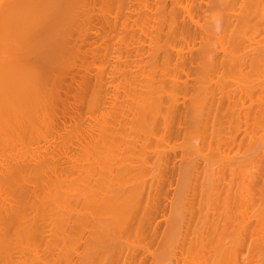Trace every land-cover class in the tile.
Here are the masks:
<instances>
[{
  "label": "bare ground",
  "instance_id": "1",
  "mask_svg": "<svg viewBox=\"0 0 264 264\" xmlns=\"http://www.w3.org/2000/svg\"><path fill=\"white\" fill-rule=\"evenodd\" d=\"M115 1L116 0H2L1 2L0 0V146H1L0 148V264H37V262L39 261H40V264H47V261L45 263H42L43 261H41L40 258L38 257L37 249L41 248V245L44 251L41 252L40 251L41 249H40L39 254L43 253L44 256L46 255L45 256L46 258H50V256L53 255L51 253L52 249L54 250V248L56 249L60 246V248L58 249L59 253L57 255V258L55 259L54 263L52 262L53 264H75L74 258L70 259V257L72 258L73 253L75 254L74 256H76L77 258L76 264H108L107 262H109V264H115V262H112V261L116 257L115 256L116 254H114L112 258L111 255L113 254L112 253L107 254L109 253L108 250L109 249L112 250L113 253L115 252V250H117L116 251L117 254L118 253L120 254V252L123 251V248H121V246L122 247L124 246L120 244L121 243L120 233L125 234L126 230L128 232V228H130V226L134 228L135 225L133 223L134 222L136 223L137 218L139 219V212L141 210L140 208L141 206H143V205L140 206V203L142 200H144V197H145V196L144 197L142 196L143 197L142 198L141 195L143 194L142 192L145 193V191L144 189H142L143 191L139 190L142 188V186H140L139 189L136 188L138 185L137 183H139L140 181L137 176H134V175L132 176V173L140 170L138 169L139 167L136 168L135 166V164L137 165L138 162H141V164L138 163V165H142L141 167L143 168L145 166V169H146L147 166H149V163L150 162L152 163V160H150L151 157L148 156V153L146 155V150L149 147L148 145L145 146L146 150L144 151H142L143 149L140 148L141 151H138L139 153L138 155L137 153H134L135 151L134 149H132V146H131L132 143L133 145L135 142L137 144V141H136L137 137H135L134 134L135 132L138 131L137 128H139L140 126H141L140 128L143 127L147 129L143 125H146L148 127V132L151 134L154 130H156V124H158L159 126H163V128L161 129L163 139L165 138L168 139V137H170L173 134L172 132L174 131H171V134L169 132L170 130H172L171 129L172 122L174 123L176 122L175 115H176L177 110H176V106L173 105V103L176 100L174 96L175 95L174 92L179 87L176 84L178 80H173L171 78L172 82H170L171 80L169 79L170 81L168 80V82H170L169 84L170 87L172 86L171 87L172 94L170 93V96L165 95L166 93L167 95H169V91H170L169 90L170 88L168 89V91L166 89L168 85V82L166 81L168 78L164 82V79L162 78H165V77L161 78L160 77L161 75L159 76L163 80L164 84L162 83V80L159 77H158L159 80L155 79L156 78L155 68H157L156 66L154 67V65H157L155 64V62H153L154 64H151L152 63L151 61H150L151 63H147L150 66L148 67L149 71L146 70L147 68L144 65V68H143L144 70L141 71L142 73L139 72L141 70L140 69L141 67L139 66V62L141 59H138L139 62L136 61V59L135 60L133 59L136 57H140L138 55H140L139 53H141L142 50L140 51L138 49H140L141 46H139L140 48L137 47V50H136V46L132 44L131 42L129 43L127 39V35L130 32V28H133L132 26L133 25L135 26L136 22H138L136 20H139L138 18L133 21L134 15L138 16L139 9H142V10L144 9V11L149 12L150 15L148 16L147 14L146 15L147 19L145 18L143 22L139 21L140 23H138L137 27H139V29L146 28L145 30L142 29L143 31L142 30L140 31L141 33L143 32L142 34L144 35L147 34L146 35L147 37L146 36L145 37L148 38L149 42L151 43V46L148 45L149 49L151 47V48H154L153 49L154 51H156L155 50L156 48L153 46H155L156 44H159V42H161L162 39L159 37L160 41H158V43L154 42L155 41L154 39L156 38L152 36L153 35L152 30L153 29L155 30V27H156L155 25H160L161 23H163V21L165 23L166 19L164 15L162 16V14L160 13L162 12L164 8L162 9L160 7L162 9L161 11L156 9L160 15L158 16L157 15L158 12H154L156 14V16H154L155 14L153 15V12H152L154 6L153 7L150 6V3H148L149 0L148 1L140 0L141 3H139L138 0H121V1L119 0V2L121 3L120 4L121 7L124 6L122 5V2L125 3V6H124L125 8L123 7L121 8L122 10H121L120 15H122L125 18L124 13L122 14V12L126 11L127 12L126 15L128 14L126 17L128 19H124L121 16L123 19L122 20L118 14H114L112 12L114 11V7H116L114 6L116 4ZM257 1L259 2V0ZM162 2L160 3L162 4ZM170 2L172 1L170 0ZM163 3L165 5V1ZM237 4H238V0H237ZM259 4L260 5L258 7L262 8L263 5H261L260 2ZM177 6L178 5H176V7ZM255 6L257 7V5ZM112 7H113V10H112ZM190 7L189 6L182 7L183 9H181L183 11V14L187 15L189 24L186 22L187 20L186 21L182 20L183 19L182 17H181L182 18L181 20L183 21L182 24L178 23L174 16H172V19H173L172 22L169 21L171 18L167 20L168 24L170 23L172 24L174 22L173 25H175L176 23L179 25L180 27L179 32L181 33H179L178 30L177 32L179 33L180 36H182L183 41L185 39L184 37L187 38V36H190V31H188L189 30L188 27L190 26V23L194 21L195 15H193L194 11L192 10L194 9V6L193 8L192 6ZM156 8L158 7L156 6ZM234 8L235 7H233L232 9ZM258 9H257V13H258ZM263 9L264 7L259 13L261 14L259 18H260V22L262 23H260L261 26L259 25L258 27H262V26L264 27V10ZM166 10H168V8ZM254 10L255 9L253 5V9L249 12L254 13L252 12ZM118 12L120 13V11ZM171 12L175 13L173 11ZM174 15L176 16V14ZM255 15H258V14L255 13ZM154 17H156V19H154ZM160 17H164L160 19L162 20L161 22H159ZM232 17L230 16L229 17L230 19L228 17L225 19L226 20L225 22H227L229 26L233 23L231 21ZM252 19L254 20L255 18H252ZM130 20L132 22H130ZM247 20H250V23L252 24L251 19H245V18L244 20L241 19L242 21L241 23L245 24ZM129 23H133V24L131 25ZM164 25H167V24H164ZM193 25L197 27V25L195 24ZM255 25L253 26L254 29L255 27H257ZM82 27L84 29L83 32H82ZM127 27H130V28H127ZM160 27H163V26L161 25ZM169 27L168 29L171 28ZM148 28H149V31H148ZM224 28H227V27H224ZM86 29L88 31L87 32L88 35L85 33L86 38L85 37L81 38L82 35L84 36L83 33L86 31ZM128 29H129V32H128ZM163 29L165 28L163 27ZM163 29H160V30H163ZM209 29L210 28H208V30ZM125 30L127 31V33H125ZM131 30H132L131 34H133V32L136 33V31H133V29ZM258 30H260V28ZM146 31L148 33H146ZM197 32L193 34L191 40L194 41L196 39V36L199 35V34L196 35ZM263 32L261 31L259 35L262 34ZM42 33L48 35L47 36L48 40L46 38V41H45L44 40L45 37H44L43 39V41H45L44 43H40V41L37 42L39 40L37 38H40V40H42L41 39L42 36H40L42 35ZM168 33H169V30H168ZM173 33H174V38H175V35L177 34L176 32H173ZM245 34L247 33L245 32ZM213 35H215V33ZM218 35L216 36L218 37ZM123 36L124 37L126 36L125 37L126 39ZM145 37L143 36V38ZM174 38H172V40ZM188 38L187 40L189 41ZM234 39L236 40L237 38H234ZM234 39H230V41ZM249 39H250V36H249ZM237 41L238 40H236V42ZM100 42H101V45H99ZM241 42L239 44H241ZM14 43L18 46V47L16 46L17 48L15 46H12ZM17 43H20V45H18ZM182 43L180 42L181 45H183ZM191 43L193 44L192 41ZM261 43H260V46L263 47L264 42L262 43V45ZM95 44L96 46H94ZM238 46H239L238 43L235 44V48L236 47L238 48ZM241 46L239 47V49H241ZM163 47H166V46L164 45ZM189 47H191V44ZM213 47H216V46H213ZM231 47H233L232 44H231ZM242 47L244 49V46ZM158 48L160 49V46ZM212 49L214 52L215 51L214 48ZM239 49H236V50H239ZM164 50L166 49L164 48ZM222 50L226 51L223 48ZM263 50H264V47H263ZM136 51L138 55L135 53L136 57L134 56L133 58L130 53H134ZM233 51L235 52V49H233ZM259 52L260 53L257 52L259 54L258 57L254 56L255 59L252 58V60L250 61H249V57L246 58V55H242L240 53L239 54L242 55L241 59L238 58L239 55L234 57L233 55L235 53L232 55L231 53L228 54L230 56L226 58V56L228 55L223 52L224 56L226 54L225 58L224 56H222L221 58L222 59L221 61L223 62L219 61V63L217 64L216 62L215 63L212 62L213 58L211 60V62L215 65V66L213 65L215 67V70H213V68H211L210 70V66L212 65L208 60L210 64H209V69H207L209 72V75H208V72H206L208 76V78L206 77L207 85L212 84L211 83L212 79H215L214 77L210 79L209 76L211 77V76L216 75V80L217 78L219 79L217 80L219 83L216 82V84L217 83L220 84V86H217V87L220 88V89L218 88L219 95H221L222 97L221 98L219 97L217 99L214 98V97H217L216 88H215V93L213 95L214 97L211 96L212 95L211 91L214 92V89L213 88L211 89V86L207 88V91L205 89L204 93L211 94L210 95L211 99L209 98L208 95L206 96L203 93L204 97L202 98L200 102L197 100H194L193 104L190 105V108L188 106L186 107L189 109H186L184 107L183 110L185 109L187 110V111L186 110L184 111L185 114L183 113V110L181 111V113L184 114V116L186 114H187V117L189 115L190 117L194 115L192 117L194 120L190 118L188 119L189 121L188 120L187 121L190 122V120H192L191 122L193 124L194 123L197 124L198 122L200 123L202 120L201 123L203 124L202 126L204 129V133L208 134V131L211 125L213 126V128H215L214 126L216 123L220 124V122L227 121L228 123L230 122L229 124L232 125L231 121L233 119H234L233 121L235 122L242 120L240 117L242 114L240 113L241 110L240 111L238 110V113L236 111V108H238L239 101L237 102V107H236L235 106L236 104H234L236 102V100H234L235 97L232 98L233 94L232 96H230L229 94L232 92L224 93V89L223 91L221 90L223 86L226 84H223L224 74L223 75H220V74H222V70L225 68L226 69V72L224 71V73H226L225 77L226 75L229 77V74L231 75L233 71L231 68L237 69L240 66L238 71L240 69L244 71L246 68H248L251 72H249V74L247 72L246 73L248 74V77H251L252 76L251 73L252 72L254 73L255 71L254 69L260 66V65L258 66V64H261V67H264V51L263 52L259 51ZM156 53L158 54L157 51ZM129 54L131 56L130 57L131 59H129V56H128ZM190 54H192V52ZM204 54H207V53L205 52ZM151 55L148 58L154 61L153 58H151ZM231 56L234 57V59L237 58L236 65L238 64L239 66H232V64L228 63V62L231 63L234 60L232 59ZM154 57L156 58V56ZM199 58H202V57H199ZM7 59L9 60L10 65L5 63L7 62ZM26 59L30 61L28 60L26 61ZM32 59H35V63ZM25 61L26 63L33 61V64L30 63V65L27 64L28 66H24L26 64L24 63L23 65V62ZM155 61H157V58L155 59ZM166 61H170V58ZM2 62L5 65L6 64L7 65L6 66L3 65ZM181 63L179 64L182 66ZM223 63L225 64L226 67L223 66ZM162 64L165 68V66H168L170 63L169 64L167 63V65L166 64L164 65V63ZM219 66L221 67L223 66V69L220 67L222 69L221 73L217 72ZM160 67L161 66L159 65L158 68ZM178 67L180 66L178 65ZM178 67L176 68V71H175L176 74H178L177 72L181 71V70L179 71L177 70ZM207 67H208V64H207ZM227 67L229 69V72H228ZM166 68L168 69V67ZM236 69L233 71V73H236L237 71ZM161 70L162 71L158 70V72L160 71L161 74L162 72L164 74L165 71H163V68H161ZM168 70L166 71V73L167 72L169 73L170 70L169 71ZM185 70H188V69H185ZM194 70H196V68ZM243 71H240V72H243ZM144 72L147 74V77H144L145 76ZM176 74H174L175 76L170 74V76H174L175 78ZM240 74L242 76V73ZM139 75H140V79H142L141 77H143L146 80V82H144L146 85L144 83L143 84L147 88H145L143 84H142L143 86H140L144 88L143 89L144 92L146 89V92L140 94L141 92L139 91L137 101H136L135 96L133 95H132L133 96L132 98L134 99H131V96H130L128 101L126 99L120 101L122 95H124L126 92L129 91V88L126 91V86H129L130 89H134V91L136 92V88L131 87L132 84L131 86L128 84L125 87H123L125 85L124 83V85L122 86L123 79H125L126 81L128 80L127 81L128 83L131 79H132L131 81H135V80L138 81L139 79L137 78H139L138 77ZM167 75L168 74H166V76ZM189 76L190 75L188 74L187 77ZM116 81L118 82L117 84H115ZM184 82H185L184 84H187L186 81ZM135 84L137 85L138 83H135ZM163 85L165 88L163 87ZM241 85L243 88V84ZM183 86L187 87L186 85H183ZM227 86H225V88ZM245 86L246 85H244V87ZM251 86H253L252 81H251ZM236 87L237 86H235V88ZM190 88L192 87L190 86ZM261 88L263 89L264 87L261 86ZM209 89H211V91H209ZM134 91H133V94L135 93ZM163 91L164 92L166 91V92L164 93ZM239 92H240V89H239ZM246 92H250V91H246ZM260 92H261V89H260ZM237 95L238 94H236V97ZM229 97L231 101L234 100L233 101L234 103L232 102L233 104L230 102V99H228ZM249 97L251 96L249 95ZM212 98L214 99L212 100ZM225 98L227 99L226 104L224 101ZM185 105L186 104H183V106ZM234 107H235V110H234ZM257 111H258L257 112L258 114L259 110ZM182 114H179L178 117L180 116L179 118H183L184 116ZM236 114H237V119L235 118ZM238 115H239V118H238ZM244 116H246L245 121H244L246 123L245 124L246 129L244 133L246 135L250 129V125L248 127V124H249L248 117L249 116L245 114ZM187 117H184L182 120L178 118L177 121L179 125H181L184 122L183 120L186 121ZM228 118L230 119V121L228 120ZM261 118L263 119V117ZM179 121L181 122V124ZM258 121L259 120H257V122ZM186 122L184 123L185 125H186ZM237 123L239 122H236V124ZM136 125H140V126H136ZM216 129H214V131L211 132L210 134L212 136L211 138L212 140L207 145L208 149L209 147L212 148L211 145H213L212 141L215 139V138L213 139V136H214V132ZM178 130L180 131V129ZM251 131L253 130L250 129V132ZM106 136L108 137L107 139H105ZM145 136H147L146 138H149L148 136L150 135L146 134ZM152 137L153 135L151 136V138ZM185 138H187L186 135H185ZM205 138L204 140L200 141L201 143L203 142L202 144L199 143V145H203L200 147L202 150L204 148V145L206 146L207 144V143L205 144V141L207 140V139L205 140ZM166 140H163V142ZM159 141H162V140L159 139ZM229 141L231 144V142L234 141V137L230 138ZM263 142H264V139H263ZM148 144L152 146L153 143L149 142ZM220 145H219L218 140H216L214 146L215 148H217V153L220 152L219 151V148H221ZM224 145L230 148V146H228L227 144H224ZM191 148L192 147H190V149ZM194 148L193 149L195 150V152H197L196 156H198V154L203 152L201 151L199 147L197 148L194 146ZM152 150L153 148H151V151ZM230 151L232 150L230 149ZM150 152H149V155H152V153ZM262 152H264V149ZM134 158H136V161H137L136 163H135ZM167 158H169L168 155L164 159H167ZM198 158H200V156ZM241 159L242 158H240V161ZM262 159H264V157ZM207 160L205 159L206 162ZM231 161H232V158H231ZM216 163L219 164L220 162L219 163L216 162ZM236 163L237 162H235V164ZM252 165H257V164L255 163ZM150 166L152 167V165ZM258 166L259 164L257 165V167ZM212 167L213 165L211 166V168ZM216 168L214 170H216ZM232 168H234V166ZM252 168L253 167H251L250 169L252 170ZM233 170L234 169H232V171ZM201 171L199 173H201ZM258 171H256V173L249 171L251 176L249 177V173H248V177H249L248 179L250 180L248 182L250 183V185L248 183V185L245 186V188L246 187H249V188H247L248 190L246 189L247 191H245L246 195H243L244 197L242 196L239 197L240 201L235 199L234 203L232 201V203L230 204L229 202L231 201L232 196L230 197L229 194L231 192L230 193L228 192V194H225L226 195L225 198L223 197L222 206L223 207L225 206V209L229 208L227 206L228 203L229 205L236 204L237 206V202H239L238 206L241 207L239 208L237 206L239 208V211L241 209L242 210L244 209L243 211H240L239 216L236 215L237 216L236 217L234 215L236 217L234 220H232L234 217L231 218L229 216V213H224L223 215H221L222 212L221 214H219V212H216V211H219L218 207H220V203H221L219 201L221 200L217 198L218 197L217 193L219 191L220 185H216L214 181H213V183L215 184L214 187H209L213 189V193L211 194L212 199L210 197L207 199L206 197V203H207L206 206L205 204H203V206L200 207L201 208V211L199 212L200 213V223H199L200 227L195 230H192V226L190 228L191 220L196 215V213L194 212V207H193L194 200L190 201L193 203H190L188 201L189 202L188 205H190L188 208H190V210L192 209L193 212L190 211V215H188L189 216L188 223H183L186 225L185 232H183V235L181 236V238L179 237L180 238V240L178 239L179 241L176 240L179 242V243L178 242L175 243V245L179 244V247L178 246L177 247L180 249V253H179L180 257L179 259L177 258L179 256L178 254L176 257L175 263L173 264H264V194H263L264 193V176H263L264 174H261V171L259 172ZM138 174L136 173V175ZM213 175H214V171H213ZM133 177L137 180V182L133 181L134 180ZM142 177L144 178V175ZM217 181L219 182V179ZM184 184L186 185V183ZM224 188L225 187L222 188L221 186V190L222 189L224 190ZM255 188H257L256 192L253 191ZM193 189L196 190L195 188ZM206 189H208V187ZM242 189L241 191H243ZM150 198L151 197L148 198V201L150 200ZM233 198H237V196L236 197L234 196ZM207 200H209V202ZM210 201L212 203L208 204L210 203ZM149 202H151V200ZM203 203H205V200L203 201ZM184 204H187V203H184ZM151 205H152V202H151ZM151 205L147 204V207L148 206L149 208L152 207V209L155 210L154 215L157 217L156 213H159V212L156 211L157 210L156 206L160 208V205L158 204L159 205L158 206L156 203H154L152 206ZM147 207H144L145 209L143 211L144 213L148 212L146 211L148 209ZM256 207L257 209L254 210ZM230 208L227 209V211L231 210L230 212H232V209L235 210L234 207H232V209ZM250 208L253 214L248 213ZM160 213L163 214L162 212ZM161 214H158V215H161ZM170 217H171V214H170ZM175 222L177 223L178 220L177 221L175 220ZM175 222H173V224ZM179 223L182 224L181 222ZM142 224H144V222ZM148 226H150V224ZM177 226L178 224L175 225V227ZM132 227L131 229H133ZM158 227H159V223H156L152 231L153 238L157 237L156 234L158 233L157 232L159 229ZM46 229L47 231H49L48 234L50 236L52 235L51 238L50 236L47 238ZM178 229H182V228H178ZM169 231L171 230L169 229ZM190 232L192 235L191 237L194 236L196 241L198 240V237H201L200 238L201 241L198 242L199 244L200 242L202 243V247L200 246L201 250L199 249H198L199 251L197 250V246L199 244L197 245L196 242H193L194 237H193V240L190 241V243H186L188 241L187 237ZM137 238H138V235H137ZM165 238L169 239L168 237H165ZM36 240L38 241V244H39V245L37 244L38 248L35 244ZM129 240L130 238H128V241ZM139 240L142 241L141 239ZM113 248L115 249L113 250ZM119 248L121 251L119 250ZM170 251L171 250H169V252ZM48 255L49 257H47ZM110 257H111L112 263L110 262V260L107 261V259H110ZM73 260H74V263H73ZM115 260L117 263H119L120 261V259L119 260L115 259ZM125 262L127 264V261Z\"/></svg>",
  "mask_w": 264,
  "mask_h": 264
},
{
  "label": "rangeland",
  "instance_id": "2",
  "mask_svg": "<svg viewBox=\"0 0 264 264\" xmlns=\"http://www.w3.org/2000/svg\"><path fill=\"white\" fill-rule=\"evenodd\" d=\"M121 1V0H120ZM139 1V3H141L140 2V0H138ZM141 1H143V0H141ZM146 1H148V0H146ZM159 1V2H158ZM165 1V5H164V3L163 2ZM173 3H175L176 5H178L177 7H176V5L175 4H173L172 2H170V0H149L148 1V3H150V6L151 7H153L154 6V8H153V10H152V12H153V15L155 14L154 12H158L156 9H158L159 11H161L163 8V10H162V12H160L161 14H162V16L164 15V17H165V19H166V21H165V23H164V21H163V23H161L160 25H155L156 27H155V30L153 29L152 30V33H153V35L152 36H154L156 39H158V40H156V39H154L155 41L154 42H156V43H158V41H160V38L163 40H161V42H159V44H154L155 46H153V47H155L156 49V51L158 52V54L156 53V51H154L153 49L154 48H151L150 47V49H149V46H151V43L149 42V40H148V38H146L147 36V34L146 33H148L147 31H146V35H144V34H142L141 33V31L140 30H145L146 28H140L139 29V27H137L138 26V23H140L139 21H142L143 22V20H145V18L147 17L146 15L148 14V16L150 15L149 14V12H146V11H144V9L142 10V9H139V15L138 16H135L134 15V19H133V21L134 20H136V19H138L139 18V20H136V21H138V22H136V24H135V26L133 25L132 27L133 28H130V27H127V28H130V32H129V29H128V35H130V36H128L127 35V39H128V41H129V43L131 42L132 44H134L135 46H136V50H137V47H139V46H141V48L140 49H138V50H142V52L141 53H139L140 55H138L137 54V51L136 52H134V53H130L131 54V56L134 58V56H135V53L138 55V56H140V57H136V58H132L133 60H135L136 59V61H138V59H141L140 60V62H139V66L141 67L140 69V71L139 72H141V71H143L144 69V65L146 66V70H148L149 68L148 67H150L147 63H151V64H154L153 62H155V64H157V65H154V67L156 66L157 68L159 67V65L161 66L160 68H155L156 69V74H155V79H157V80H159L158 79V77L160 76L161 78L162 77H165V78H162V79H164V82H165V80L167 79V81L166 82H168V80L170 79L171 80V78L173 79V80H178L177 82H176V84H177V86L179 87L174 93H175V102L173 103V105H175L176 106V110H177V112H176V122L174 123V122H172V130H170V134H171V131H174V132H172L173 134L170 136V137H168V139L167 138H165V139H163V135H162V128H163V126H159L158 124H156V130H154L151 134L148 132V127L146 126V125H143V124H141V125H143L144 127H146L147 129H145V128H140L141 126L140 125H136V126H140L139 128H137V132H135V134H134V136L135 137H137L136 138V141H137V144H136V142L134 143V145H133V143L131 144V146H132V149H134V153H137V155L139 154L138 153V151H141V149H143L142 151H144V150H146L145 149V146L146 145H148L147 147H148V149L146 150V155H147V153H148V156H150L151 158H150V160H152V163L150 162L149 163V166H147V168L145 169V166H144V168L143 167H141L142 165H138V163L139 164H141V162H138L137 163V165L135 164L137 161H136V158H137V156H136V158H134V160H135V166H136V168H138V169H140V170H138V171H135V172H133L132 173V176L134 175V176H137L138 178H139V183H137L138 185H137V189H139L140 188V186H142V188L141 189H139V190H142V189H144V191H145V193L144 192H142V191H140V192H142L143 194L141 195V197L143 196H145L144 197V200H142L141 201V203H140V206L141 205H143V206H141V210H140V212H139V219L137 218V221H136V223L134 222L133 224L135 225L134 226V228L132 227V226H130V228H128V232H127V230H126V233L124 234H122V233H120V244H122V245H124L123 247L121 246V248H123V251H121L120 250V248H119V250L121 251L120 252V254H121V256H120V254L118 253L117 254V250H115V252L113 253V251L112 250H108V252L109 253H107V254H113V255H111V257L112 256H114V254H116L115 256V258L113 259V261L112 262H115V264H123L125 261H127V264H129V262H130V264H173V263H175V260H176V257H177V255L180 253V249L178 248L179 247V244H176L175 245V243H177L179 240H180V238H181V236L183 235V232H185V227H186V225L185 224H183V223H188V219H189V216L188 215H190V211H192V209L190 210V208H188L190 205H188V203L190 202V201H193L194 200V212L196 213V215L193 217V219L191 220V225H190V228H191V226H192V230H195V229H198L199 227H200V225H199V223H200V211H201V206H203V204H205V206H206V197H207V199L210 197L211 199H212V196H211V194L213 193V189L212 188H209V187H214V185L216 184V185H220L219 186V191H220V193H219V191H218V199H220L221 201H219V202H221L220 203V207H218V209H219V211H216V212H219V214H221V212H222V214L221 215H223L224 213H229V216L231 217V218H233L232 220H234L237 216H239V213H240V211H243L242 209L239 211V208H241V207H239L238 206V204H239V202H237V206L239 207H237L236 206V204H232V205H229V203L231 204L232 203V201H233V203H234V200L236 199V200H239V197L240 196H242V197H244L243 195H246V193H245V191H247L248 189L247 188H249V187H246L245 188V186H247L248 185V181H250L248 178L251 176L250 175V173H249V171L250 172H254V173H256V171H261V174H264V159H262L264 156V152H262L263 151V146H264V144H262V143H264L263 142V139H264V113H263V111H264V98H262V97H264L263 95H264V88L262 89L261 88V86L262 87H264V83H263V81H264V67H261V64H258V66L259 67H257L256 69H254L255 71H254V73L252 74L251 73V75H249V76H251V77H248V74H249V72H251L248 68H246L244 71L243 70H239L238 71V69H239V65L237 64L236 65V63H237V58L236 59H234V57H236V56H238L239 55V59H241V56L242 55H246V58H248L249 57V61L250 60H252V58L253 59H255V57L257 56L258 57V53H260L259 51H261V52H263L264 50H263V47L262 46H260V43L263 41L264 42V32H263V30H264V27L262 28V27H258L259 25H260V23H262V22H260V15L261 14H259L260 13V11L262 10V8L264 7V0H259V2L261 3V5H263L262 6V8H260V7H258L260 4H259V2L257 1V0H242V1H240V0H238V4H237V0H171ZM245 1H246V3H245ZM254 1V2H253ZM1 2H2V0H1ZM160 2H162V4L160 3ZM181 4H180V3ZM222 2V3H221ZM229 2H231V3H229ZM237 4V6H236V4ZM256 2H257V4H256ZM263 2V3H262ZM115 5L114 6H116V7H114V11H112L114 14H118L119 16H120V18L122 19V15H120L121 14V8L123 7V8H125L124 6H125V3H123L122 2V5H124V6H120V2H119V0H116L115 1ZM157 3V4H156ZM183 3V4H182ZM220 3V4H219ZM172 4V5H171ZM193 4V5H192ZM200 4V5H199ZM254 5V11H252V12H254V13H251V12H249V11H251L252 9H253V5ZM175 5V6H174ZM185 5V6H184ZM227 5H228V7H227ZM247 5V6H246ZM248 5H249V7H248ZM255 5H257V7L255 6ZM156 6L158 7V8H156ZM164 6V7H163ZM172 6V7H171ZM187 6H192V8H193V6H194V9H192L194 12H193V15H195L194 16V21L193 22H191L190 23V26L188 27L189 28V30L188 31H190V36H187V38L189 39V41L187 40V38L186 37H184L185 39H184V41H183V38H182V36H180L179 35V33H181V32H179V25L176 23L175 25H173L174 24V22L171 24L170 22V24H168V21L167 20H169L170 18V20L169 21H173V19H172V16H174L175 18H176V21L178 22V23H180V24H182V20H184V21H186L188 24H189V21H188V17H187V15H185V14H183V11L181 10V9H183L182 7H187ZM245 6V7H244ZM251 6H252V8H251ZM113 7H112V10H113ZM138 7V6H137ZM162 9H161V8ZM174 7V8H173ZM177 9H176V8ZM233 7H235L234 9H232ZM248 7V8H247ZM168 8V10H166ZM173 8V9H172ZM191 8V7H190ZM226 8V9H225ZM240 8V9H239ZM243 8V9H242ZM260 10H259V9ZM119 9V10H118ZM246 9V10H245ZM248 9H250V10H248ZM257 9H258V13H257ZM116 10H117V12H116ZM177 10H179V11H177ZM241 10V11H240ZM264 10V9H263ZM118 11H120V13L118 12ZM171 11H173V12H175V13H172ZM182 13H181V12ZM124 13V15H125V18L124 19H128V18H126L127 17V15H126V11L125 12H122V14ZM181 13V14H180ZM241 13V14H240ZM246 13V14H245ZM255 13L256 14H258V15H255ZM168 14H169V16H168ZM174 14H176V16L174 15ZM248 14V15H247ZM254 14V15H253ZM152 15V14H151ZM152 15V16H153ZM157 15L159 16L160 14H159V12L157 13ZM238 15V16H237ZM247 16V18H246V16ZM122 16V17H121ZM154 16H156V14L154 15ZM232 17V19H231V21L233 22L230 26L228 25V23L227 22H225L226 20V18L228 17ZM237 16V17H236ZM251 16H252V18H255L254 20L251 18ZM143 17V18H142ZM164 17H160L159 18V20L160 19H162V18H164ZM173 17V18H174ZM183 19H182V18ZM239 17V18H238ZM242 17V18H241ZM249 17V18H248ZM141 18V19H140ZM244 18L245 19H251L252 21V24L250 23V20H247V22H245V24L243 25L241 22V19L242 20H244ZM147 19V18H146ZM154 19H156V17H154ZM153 19V20H154ZM178 19V20H177ZM182 19V20H181ZM230 19V18H229ZM228 19V20H229ZM236 19H238V20H236ZM123 20V19H122ZM162 20H160L159 22H161ZM179 21H181V22H179ZM240 21V22H239ZM130 22H132L131 20H130ZM238 22V23H237ZM257 22H258V24H257ZM225 23H226V25H225ZM129 24H133V23H129ZM128 24V25H129ZM164 24H167V25H164ZM193 24H195V25H197V27L196 26H194ZM234 24H235V26H234ZM246 24H247V26H246ZM256 24V25H255ZM163 26L165 29H163V27H160V26ZM169 25H170V27H169ZM223 25V26H222ZM243 25V26H242ZM251 25V26H250ZM257 26V27H255V29H254V27L253 26ZM171 29H168V27ZM174 26V27H173ZM234 26V27H233ZM248 26H249V28H248ZM261 26V25H260ZM137 27V28H136ZM141 27V26H140ZM177 27H178V29H177ZM224 27H227V28H224ZM230 27V28H229ZM232 27V28H231ZM174 28V29H173ZM197 28V29H196ZM208 28H210L209 30H208ZM237 30H236V29ZM242 28H244V29H242ZM260 28V30H258ZM262 28V29H261ZM131 29H133V31H136V33L135 32H133V34H131ZM136 29V30H135ZM159 31V33H158V31ZM160 29H163V30H160ZM241 29V30H240ZM142 30V31H143ZM168 30H169V33H171V34H173V35H171V34H169L168 33ZM176 30V31H175ZM177 30H178V32H177ZM200 30H201V32H200ZM231 30V31H230ZM246 30V31H245ZM255 30V31H254ZM84 31V29H83V27H82V32ZM148 31H149V28H148ZM154 31H155V33H154ZM157 31V32H156ZM167 31V32H166ZM198 31V32H197ZM253 31V32H252ZM263 32L262 34H260L259 35V33L260 32ZM88 31H87V29H86V31L83 33L84 34V36L82 35L81 36V38L82 37H85L86 38V35H85V33L88 35V33H87ZM162 34H161V33ZM173 32H176V34L177 35H175V38H174V33ZM195 32H197L196 33V35H198V36H196V39L194 40L195 41V43H194V41L193 40H191L192 39V36H193V34H195ZM200 32V33H199ZM230 32V33H229ZM232 32V33H231ZM245 32L247 33V34H245ZM251 32V33H250ZM125 33H127V31L125 30ZM166 33H167V35H166ZM203 33V34H202ZM215 33V35H213ZM249 33V34H248ZM82 34V33H81ZM160 34V35H159ZM165 34V35H164ZM188 34H189V32H188ZM209 34V35H208ZM219 34V35H218ZM228 34H229V36H228ZM44 35H46V34H43L42 33V35H40V36H42V40H40V38H37V39H39L38 41H37V39H36V41L37 42H39L40 41V43H44L45 41H46V38H47V36L48 35H46V36H44ZM124 35V34H123ZM164 35V36H163ZM216 35H218V37L216 36ZM224 35V36H223ZM237 35V36H236ZM254 35H255V37H254ZM259 35V36H258ZM141 36V37H140ZM143 36L145 37V38H143ZM235 36V37H234ZM244 36H246V37H244ZM249 36H250V39H249ZM44 37H45V39H44ZM90 37V36H89ZM88 37V38H89ZM124 37V36H123ZM126 37V36H125ZM124 37V38H125ZM129 37V38H128ZM138 37V38H137ZM154 37H152V38H154ZM158 37V38H157ZM160 37V38H159ZM169 37V38H168ZM176 37H180L179 38V40H178V38H176ZM191 37V38H190ZM208 37H209V39H208ZM222 37V38H221ZM230 37V38H229ZM242 37V38H241ZM258 37V38H257ZM172 38H174L173 40H172ZM195 38V37H194ZM226 38V39H225ZM234 38H237L236 40H238L237 42H236V40L234 39ZM246 38V39H245ZM260 38V39H259ZM43 39L45 40V41H43ZM126 39V38H125ZM230 39H234V40H231L230 41ZM255 39V40H254ZM47 40H48V38H47ZM135 40V41H134ZM153 40V39H152ZM168 40V41H167ZM179 42H177V41ZM187 42H186V41ZM226 40V41H225ZM257 40V41H256ZM135 42V43H137V44H135V43H133V42ZM166 42V44H165V42ZM174 41V42H173ZM176 41V42H175ZM191 41L193 42V44L191 43ZM225 41V42H224ZM242 41V42H241ZM249 41V42H248ZM259 41V42H258ZM99 42V41H98ZM98 42H97V44H98ZM148 42H149V44H148ZM173 44H171V43ZM180 42L183 44V45H181L180 44ZM218 44H217V43ZM241 42V44H242V46H244V49H243V47L241 46V44H239ZM262 42V43H263ZM140 43V44H139ZM146 43V44H145ZM170 43V44H169ZM238 43V48L236 47L235 48V44H237ZM244 43H245V45H244ZM262 43H261V45H262ZM15 44V43H14ZM12 45V46H17L16 44L15 45ZM18 45H20V43H17ZM162 44H164L166 47H163L164 45H162ZM190 44H191V47H189L190 46ZM195 44V45H194ZM220 44V45H219ZM231 44H232V46L233 47H231ZM234 44V45H233ZM264 44V43H263ZM99 45H101V42L99 43ZM98 45V46H99ZM146 45V46H145ZM149 45V46H148ZM160 46V49L158 48L159 46ZM211 45H212V47H211ZM218 45V46H217ZM259 45V46H258ZM94 46H96V44L94 45ZM169 46V47H168ZM171 46V47H170ZM188 46V47H187ZM213 46H216V47H213ZM220 46V47H219ZM224 46V47H223ZM241 46V49H239V47ZM18 47V46H17ZM16 47V48H17ZM186 47V48H185ZM248 47V48H247ZM251 47V48H250ZM159 50H158V49ZM163 50H162V49ZM164 48L166 49V50H164ZM187 48H189V49H187ZM212 48H214V52H213V49ZM216 48V49H215ZM222 48L224 49V50H226V51H223L222 50ZM227 48V49H226ZM11 49H12V47H11ZM152 49V50H151ZM170 49V50H169ZM191 49V50H190ZM221 49V50H220ZM233 49H235V52L233 51ZM236 49H239V50H236ZM260 49V50H259ZM14 50V49H13ZM160 50H161V52L162 53H164V54H162L161 52H160ZM172 50V51H171ZM180 50H181V52H180ZM183 50V51H182ZM187 50H189V51H187ZM211 50H212V52H211ZM255 50V51H254ZM263 50V51H262ZM153 51V52H152ZM176 53H175V52ZM192 52V54H190L191 52ZM207 53V54H204L205 52ZM226 53L227 55L228 54H230L231 53V55L232 54H234L233 56L234 57H232V59H234L231 63L230 62H228L229 64H232V66H239L236 70L238 71V73H237V71H236V73H233V71L235 70V69H233V68H231L233 71H232V73H231V75L229 74V77L226 75V77H225V74L226 73H224V71L226 72V69L224 70L223 69V66H225V64L223 63V66L221 67V66H219L218 67V71L217 72H219V73H221V70H222V74H220V75H223L224 74V78H225V80H224V78H223V84H226V85H224L223 86V88L221 89L222 91H223V89H224V93L225 92H232V93H229L230 94V96H232V94H233V96H232V98L233 97H235L234 98V100H236V102L234 103L233 101H231V99H230V97L228 98V99H230V102L232 103H234V104H236L235 106L237 107V102L239 103L238 104V108H236V111H237V113H238V110L240 111V113H242L241 114V119L242 120H240V121H236V122H239V123H237L236 124V122L235 121H231V123H232V125L231 124H229L227 121H223V122H220V124L219 123H216L215 124V128H213V126L211 125L210 126V129H209V131H208V134L207 133H204V129H203V124L201 123L202 122V120H201V122L199 123H192L191 121L192 120H194L192 117L194 116H192V117H190V115L187 117V114L184 116V114H185V110L186 109H189L190 108V105L191 104H193V102H194V100H197V101H201L202 100V98L204 97V95H203V93H204V91H205V89H206V91H207V88H209L210 86H211V89L213 88L214 89V92L213 91H211V89H209V91H211V93H212V95L211 94H205L206 96L208 95L209 96V98L211 99V96L212 97H214L213 95H214V93H215V88L217 89V91H216V93H217V97H214L215 99H217V98H221L222 96L221 95H219V87H217V86H220V84H218L219 82L217 81V80H219L218 78H217V80H216V75L215 76H209V78L210 79H212L213 77L215 78V79H212V81H211V83L212 84H209V85H207V82H206V77L208 78V76H207V74H206V72H208V70L207 69H209V64L211 63V65L212 66H210V70H211V68H213V70H215V65L212 63V62H216L217 64L219 63V61L220 62H223V61H221L222 59V56H224V53ZM229 51H231V52H229ZM239 51V52H238ZM241 51V52H240ZM243 51V52H242ZM189 52V53H188ZM220 52V53H219ZM229 52V53H228ZM234 52V53H233ZM237 52H238V54H237ZM258 52V53H257ZM161 53V54H160ZM219 53V54H218ZM242 54V55H240V54ZM130 54L128 55L129 56V59H131L130 57ZM133 54V55H132ZM149 54V55H148ZM152 54V55H151ZM181 54V55H180ZM189 54H190V56H191V58H190V56H189ZM202 54V55H201ZM204 54V55H203ZM226 54H225V56H226ZM247 54H249V55H247ZM251 54V55H250ZM150 55H151V58H153V60L154 61H152L150 58H148V57H150ZM156 56V58H157V61H155V57L154 56ZM158 55V56H157ZM206 55V56H205ZM211 55H212V57H211ZM253 55V56H252ZM147 56V57H146ZM174 56V57H173ZM178 56V57H177ZM197 56V57H196ZM208 56V57H207ZM209 56H210V58H209ZM225 56H224V58H225ZM230 55H228V56H226V58L227 57H229ZM252 56V57H251ZM255 56V57H254ZM143 57V58H142ZM181 57V58H180ZM186 57V58H185ZM194 57V58H193ZM199 57H202V58H199ZM217 57V58H216ZM219 57V58H218ZM170 58V61H166V60H168ZM190 58V59H189ZM204 58V59H203ZM212 58H213V60H212ZM251 58V59H250ZM148 59H149V61H148ZM164 59V60H163ZM181 59V60H180ZM193 61H192V60ZM195 59V60H194ZM202 59V60H201ZM218 59V60H217ZM231 59V58H230ZM231 59V60H232ZM238 59V60H239ZM25 60V59H24ZM28 59H26V61H27ZM33 61H34V63H35V59H32ZM199 60V61H198ZM201 60V61H200ZM208 60H209V62H208ZM211 60H212V62H211ZM214 60H216V61H214ZM227 60H229V59H227ZM236 60V61H235ZM5 61V60H4ZM26 61L25 62H23V65H24V63L26 64V65H24V66H28L27 64H29L30 65V63L31 64H33V61H31V62H27L26 63ZM28 61H30V60H28ZM151 61V62H150ZM161 61H162V63H164V65L166 64L167 65V63L169 64L168 66H165V68H164V66H163V64L161 63ZM164 61V62H163ZM167 63H166V62ZM182 63H181V62ZM218 61V62H217ZM157 62V63H156ZM177 62V63H176ZM194 62V63H193ZM196 62V63H195ZM3 63V62H2ZM5 63H7L8 65H10V62H9V60L7 59V62H5ZM161 63V64H160ZM179 63H181L182 64V66L179 64ZM186 63V64H185ZM263 63V62H262ZM6 64V65H7ZM193 64V65H192ZM197 64V65H196ZM207 64H208V67H207ZM222 64V63H221ZM3 65H5L4 63H3ZM5 65V66H6ZM148 65V66H147ZM178 65L181 67H178ZM214 65V66H213ZM163 66V67H162ZM169 66H171V67H169ZM178 67V71L179 70H181L180 72H177L178 74H176L175 73V71H176V68ZM186 66V67H185ZM203 66V67H202ZM257 66V65H256ZM8 67V66H7ZM152 67H153V65H152ZM166 67H168V69L170 70H168ZM176 67V68H175ZM183 67V68H182ZM197 67H199V68H197ZM202 69H201V68ZM205 67V68H204ZM222 69H221V68ZM226 67V66H225ZM229 67V66H228ZM228 67H227V69H228ZM161 68H163V71H165V73H166V71L168 70L169 71V73L167 72L166 74H168L169 75V77H168V75L166 76V74L164 73L163 74V72H162V74H161V72L160 71H162L161 70ZM180 68V69H179ZM188 69V70H185V69ZM196 68V70H194ZM165 69H167V70H165ZM175 69V70H174ZM199 69H200V71H201V73H200V71H199ZM158 70H160L159 72H158ZM174 71V73H173V71ZM182 70H184V71H182ZM149 71V70H148ZM187 71V72H186ZM193 73H192V72ZM240 71H243V72H240ZM189 72V73H188ZM197 72V73H196ZM204 72V73H203ZM228 72H229V69H228ZM242 73V76H241V74L240 73ZM248 74H247V73ZM257 72V73H256ZM142 73V72H141ZM140 73V74H141ZM145 73V72H144ZM143 73V74H144ZM160 73V74H159ZM180 73V74H179ZM185 73V74H184ZM186 73H187V75H186ZM170 74L171 75H174V74H176V79L174 78V76H170ZM188 74L190 75L189 77H187L188 76ZM247 76H246V75ZM260 74V75H259ZM145 76L144 77H147V74L145 73L144 74ZM158 75V76H157ZM177 75H179V76H177ZM186 75V76H185ZM192 75V76H191ZM208 75H209V72H208ZM236 77H235V76ZM244 75V76H243ZM218 76V75H217ZM234 76V77H233ZM239 78H238V77ZM139 78H137V79H139V80H141V81H137V80H135V81H129V83L125 80V79H123V84H122V86L124 85V83H125V85L123 86V87H125L126 85H130L131 86V84H132V88H136V92H137V94H136V92L134 91V89H130V87L129 86H126V91L128 90V88H129V91L128 92H126L124 95H122V97H121V100L120 101H122V100H124V99H126L127 101H128V99L130 98V96H131V99H134V98H132L133 96H135V98H136V101H137V97H138V92L140 91L141 93L140 94H142V93H145L146 92V89H145V92L143 91V87H140V86H143L145 83L144 82H146V80H145V78H143V77H141L142 79H140V75L138 76ZM159 77V78H160ZM187 77V78H186ZM203 77V78H202ZM228 77V78H227ZM242 77H243V79H242ZM160 78V79H161ZM183 80H182V79ZM227 78V79H226ZM238 78V79H237ZM161 79V80H162ZM247 79V80H246ZM263 79V80H262ZM160 80V81H161ZM169 80V81H170ZM190 80H192V81H190ZM213 80H214V82H213ZM239 82H238V81ZM249 80V81H248ZM252 81V84H253V86H251V81ZM184 81H186V83L187 84H184L185 82ZM210 81V80H209ZM126 82H127V84H126ZM164 82H163V80H162V83L164 84ZM170 82H172V80L170 81ZM170 82H168V85H167V87H166V89H167V91H168V89L170 90L169 91V95H167V93L165 94L166 96H170V93L172 94V86L170 87ZM179 82H181V83H179ZM206 82V83H205ZM216 82H218L217 84H216ZM222 82V81H221ZM236 82V83H235ZM243 82V83H242ZM254 82H255V84H254ZM261 82H262V84H261ZM118 82L116 81L115 82V84H117ZM135 83H138L137 85L135 84ZM144 83V84H143ZM196 83V84H195ZM258 83V84H257ZM135 84V85H134ZM143 84V85H142ZM180 84V85H179ZM215 84V85H214ZM222 84V85H223ZM241 84H243V88H242V85ZM250 84V85H249ZM256 84H257V86H256ZM260 84V85H259ZM146 85V84H145ZM144 85V86H145ZM183 85H186L187 87H185V86H183ZM197 85V86H196ZM228 85V86H227ZM239 85V86H238ZM244 85H246L245 87H244ZM190 86L192 87V88H190ZM213 86V87H212ZM215 86V87H214ZM225 86H227L228 87V89H227V87L225 88ZM235 86H237L236 88H235ZM240 86H241V88H240ZM153 87H155V86H153ZM163 87H164V85H163ZM162 87V88H163ZM199 87V88H198ZM248 89H247V88ZM145 88H147L146 86H145ZM165 88V87H164ZM219 88V89H218ZM235 88V89H234ZM154 89V88H153ZM156 89V88H155ZM239 89H240V92H239ZM253 89H254V91H253ZM260 89H261V92H260ZM157 90V89H156ZM133 91L135 92L134 94H133ZM154 91V90H153ZM179 91V92H178ZM193 91H195V92H193ZM203 91V92H202ZM246 91H250V92H246ZM132 92V93H131ZM159 92V91H158ZM164 92V91H163ZM166 92V91H165ZM164 92V93H165ZM185 92H186V94H185ZM187 92H189V93H187ZM244 92V93H243ZM253 92V93H252ZM192 93V94H191ZM254 93H255V95H254ZM258 93H259V95H258ZM263 93V94H262ZM129 94V95H128ZM185 94V95H184ZM192 96H191V95ZM220 94H222V93H220ZM227 94V93H226ZM236 94H238L237 95V97H236ZM128 96V97H126V96ZM133 95V96H132ZM181 95V96H180ZM211 95V96H210ZM235 95V96H234ZM249 95L251 96V97H249ZM246 96H248V97H246ZM253 96V97H252ZM255 96V97H254ZM260 96V97H259ZM191 97V98H190ZM198 97V98H197ZM196 98V99H195ZM209 98H207V99H209ZM214 98H212V100L214 99ZM238 100H237V99ZM253 98V99H252ZM189 99H191V100H189ZM198 99H200V100H198ZM205 99V98H204ZM226 99V98H225ZM224 99V101H225V104H226V102H227V99L225 100ZM241 99V100H240ZM248 99V100H247ZM251 100V101H250ZM229 101V100H228ZM246 101V102H245ZM183 102H185V103H183ZM188 102V103H187ZM192 102V103H191ZM253 102V103H252ZM180 103V104H179ZM232 103V104H233ZM242 103V104H241ZM246 103V104H245ZM251 103V104H250ZM178 104H179V106H178ZM183 104H186L185 106H183ZM250 104V105H249ZM258 104V105H257ZM244 105V106H243ZM261 105V106H260ZM177 106H178V108H177ZM189 107V108H186V107ZM184 107L186 108L185 110H183L184 109ZM247 107V108H246ZM257 107V108H256ZM179 108H181V109H179ZM242 108V109H241ZM244 108V109H243ZM251 108V109H250ZM254 108V109H253ZM259 108V109H258ZM262 109V110H261ZM175 110V111H176ZM183 110V113L184 114H182L181 113V111ZM234 110H235V107H234ZM257 110H259V113L257 114ZM187 111V110H186ZM235 111V112H236ZM248 112V113H247ZM175 114V113H174ZM179 114H182L184 117H187V119H186V121L188 120V119H190V118H192V120H190V122H191V124H190V122H186L185 120H183L184 122L181 124V120L184 118H179L178 117V115ZM244 114L245 115H247V116H249L248 117V120H249V124H248V127H249V125H250V129L251 130H253V131H251L250 132V129H249V131H248V133L245 135V129H246V126H245V117L246 116H244ZM262 114V115H261ZM181 115V116H182ZM196 116V115H195ZM258 117V118H257ZM261 117H263V119L261 118ZM181 119L179 122H180V124L181 125H179V123H178V121H177V119ZM195 118V117H194ZM235 118L237 119V114H236V116H235ZM238 118H239V115H238ZM244 118V119H243ZM255 118V119H254ZM227 120V119H226ZM228 120L230 121V119L228 118ZM253 120V121H252ZM256 120V121H255ZM257 120H259L258 122H257ZM262 121V122H261ZM186 122V125L184 124ZM225 122V123H224ZM173 123H174V125H173ZM223 123V124H222ZM236 124V126H235V124ZM240 123H241V125H240ZM261 123V124H260ZM218 124V125H217ZM225 124H226V126H225ZM238 124H239V126H238ZM183 125V126H182ZM185 125V126H184ZM229 125V126H228ZM231 125V126H230ZM188 126V127H187ZM192 126V127H191ZM242 126H243V128H242ZM212 128V129H211ZM217 128V129H216ZM232 128V129H231ZM235 128V129H234ZM178 129H180V131L178 130ZM214 129H216L215 130V132H214V136H213V141H212V144L213 145H211V147L212 148H210L209 147V149H208V147H207V145H208V143L209 142H211V138H212V136L210 135L211 134V132H213L214 131ZM221 129V130H220ZM228 129V130H227ZM240 129V130H239ZM159 130V131H158ZM178 130V131H177ZM191 130V131H190ZM262 130V131H261ZM188 131H190V132H188ZM194 131V132H193ZM230 131V132H229ZM234 131V132H233ZM260 131H261V133H260ZM180 132V133H179ZM187 132V133H186ZM193 132V133H192ZM232 132V133H231ZM156 135H155V134ZM189 133V134H188ZM229 133H230V135H229ZM150 135V136H148L149 138H146L147 136H145V135ZM157 134H158V136H157ZM176 134H178V135H176ZM204 134H206V135H204ZM223 134V135H222ZM226 134V135H225ZM262 134V135H261ZM140 135V136H139ZM153 135V137L151 138V136ZM185 135H186V137L187 138H185ZM207 135H209V136H207ZM217 135H218V137H217ZM155 136H156V138H155ZM194 136V137H193ZM228 136V137H227ZM254 136V137H253ZM103 137H104V135H103ZM158 137V138H157ZM179 137V138H178ZM206 137V138H205ZM208 137V138H207ZM232 137H234V141L233 142H231V144H230V141H229V139L230 138H232ZM245 137V138H244ZM247 137V138H246ZM249 137H251V138H249ZM108 137L106 136V138L105 139H107ZM178 138V139H177ZM189 138V139H188ZM198 138H199V140H198ZM204 138H205V144H206V146L204 145V148H203V150L200 148L201 146H203V145H199V143L200 144H202L200 141H202V140H204ZM217 138V139H216ZM254 138H255V140H254ZM145 139V140H144ZM152 139V140H151ZM159 139H161L162 141H159ZM167 139V140H166ZM192 139V140H191ZM163 140H166V141H164L163 142ZM170 142H169V141ZM187 140H188V142H187ZM198 140V141H197ZM216 140H218V142H219V145L221 146V148H219V151L220 152H218L217 153V148H215V142H216ZM148 141V142H147ZM190 141V142H189ZM193 141V142H192ZM197 141V142H196ZM208 141V142H207ZM222 141V142H221ZM224 141V142H223ZM226 141V142H225ZM244 141V142H243ZM261 141V142H260ZM147 142V143H146ZM153 143L152 144V146L151 145H149L148 143ZM194 142H196V143H194ZM235 142V143H234ZM247 142H249V143H247ZM258 142H260V143H258ZM146 143V144H145ZM158 143V144H157ZM163 143V144H162ZM170 143V144H169ZM192 143V144H191ZM227 144L228 146H230V148H228L226 145H224V144ZM251 143V144H250ZM255 143V144H254ZM166 144V145H165ZM186 144V145H185ZM230 144V145H229ZM248 144V145H247ZM158 147H157V146ZM164 145V146H163ZM183 145V146H182ZM192 145V146H191ZM196 145H198V146H196ZM244 145H245V147H244ZM254 145V146H253ZM136 146H138V147H136ZM180 148H179V147ZM194 146L195 147H199L200 149H201V151H203V152H201L200 154H198V156H196V153L197 152H195V148H194ZM224 146V147H223ZM226 146V147H225ZM242 146V147H241ZM257 146V147H256ZM259 146V147H258ZM190 147H192L191 149H190ZM0 148H1V146H0ZM141 148V149H140ZM151 148H153V150L151 151ZM189 148V149H188ZM194 148V149H193ZM263 148V149H262ZM172 151H171V150ZM216 149V150H215ZM230 149L232 150V151H230ZM246 149V150H245ZM151 152H150V151ZM157 150V151H156ZM171 152H170V151ZM190 152H189V151ZM205 150V151H204ZM253 150H255V151H253ZM137 151V152H136ZM189 153H188V152ZM224 151H226V152H224ZM246 151V152H245ZM149 152L150 153H152V155H149ZM169 152V153H168ZM183 152V153H182ZM185 152H186V154H185ZM207 152H208V154H207ZM216 152V153H215ZM223 152V153H222ZM164 153V154H163ZM166 153H167V155H168V157L170 158V160H169V158H167V159H164V158H166ZM174 153V154H173ZM230 153V154H229ZM249 153V154H248ZM163 155V156H162ZM208 155H209V157H208ZM215 155V156H214ZM235 155V156H234ZM238 155V156H237ZM184 156V157H183ZM200 156V158H198ZM203 156V157H202ZM241 156V157H240ZM258 156V157H257ZM213 157V158H212ZM244 157V158H243ZM262 157V158H261ZM162 158V159H161ZM221 158V159H220ZM226 158V159H225ZM231 158H232V161H231ZM240 158H242L241 159V161H240ZM247 159V161H246V159ZM141 159V158H140ZM184 159V160H183ZM188 161H187V160ZM195 159V160H194ZM205 159L207 160V159H209L210 160V162H209V160H207V162L205 161ZM235 159V160H234ZM249 159V160H248ZM252 159V160H251ZM139 160V159H138ZM149 160V161H150ZM163 160V161H162ZM202 160V161H201ZM262 160V161H261ZM215 163H214V162ZM229 161V162H228ZM243 161V162H242ZM258 163H257V162ZM261 162V164H260V162ZM206 162V163H205ZM216 162H220L219 164H217ZM235 162H237L236 164H235ZM241 162V163H240ZM189 163V164H188ZM213 163V164H212ZM230 163V164H229ZM232 163V164H231ZM238 163H239V165H238ZM250 165H249V164ZM259 164V166L257 167V165H252V164ZM157 164V165H156ZM162 164V165H161ZM198 164V165H197ZM210 164V165H209ZM217 164V165H216ZM150 165H152V167L150 166ZM154 165V166H153ZM162 167H161V166ZM188 165H189V167H188ZM213 165V167L211 168V166ZM245 165V166H244ZM248 165V166H247ZM262 165V166H261ZM187 166V167H186ZM219 166V167H218ZM234 166V168H232ZM261 166V167H260ZM156 167V168H155ZM186 167V168H185ZM192 167V168H191ZM197 167V168H196ZM217 167V168H216ZM251 167H253L252 168V170L250 169ZM150 168V169H149ZM210 168V169H209ZM216 168V170H214ZM238 168V169H237ZM258 170H257V169ZM232 169H234L233 171L235 172H233L232 171ZM256 169V170H255ZM188 170H189V172H188ZM197 170V171H196ZM202 170V171H201ZM219 170V171H218ZM231 171V173H230V171ZM263 170V171H262ZM184 171V172H183ZM186 171V172H185ZM201 171V173H199ZM209 171V172H208ZM213 171H214V175H213ZM241 171H244V172H242V174H241V172L239 173V172ZM247 171V172H246ZM258 171V172H259ZM138 172H139V174H138ZM224 172V173H223ZM136 173L138 174V175H136ZM199 173V174H198ZM217 173V174H216ZM233 173H234V175H233ZM239 175H238V174ZM248 173H249V177H248ZM141 174V175H140ZM144 175V178L142 177ZM200 175V176H199ZM243 175H244V177H243ZM148 176V177H147ZM193 176V177H192ZM198 176V177H197ZM221 178H220V177ZM237 176V177H236ZM264 176V175H263ZM136 177V178H137ZM140 177H142V178H140ZM159 177V178H158ZM183 177V178H182ZM234 177V178H233ZM152 178H154V179H152ZM199 178V179H198ZM133 181H136L137 182V180L133 177ZM185 179V180H184ZM192 179V180H191ZM206 179V180H205ZM214 179V180H213ZM216 179V180H215ZM219 179V182L217 181ZM243 179H244V181H243ZM246 179V180H245ZM143 182H142V181ZM148 181H150V182H148ZM192 181V182H191ZM205 183V185H204V183ZM213 181L215 182V184L213 183ZM221 181V182H220ZM224 181V182H223ZM225 181H226V183H225ZM240 181V182H239ZM183 182V183H182ZM232 182V183H231ZM234 182V183H233ZM237 182V183H236ZM184 183H186V185L184 184ZM207 183V184H206ZM230 183V184H229ZM242 183V184H241ZM245 183V184H244ZM147 184V185H146ZM189 184V185H188ZM235 185V186H234ZM240 185V186H239ZM243 187H242V186ZM249 185H250V183H249ZM154 186V187H153ZM156 186H157V188H156ZM185 186V187H184ZM196 186V187H195ZM203 186V187H202ZM206 186V187H205ZM221 186H222V188L223 187H225L224 188V190L222 189L221 190ZM234 186V187H233ZM182 187V188H181ZM195 188L196 190H194L193 188ZM208 187V189H206ZM230 190H229V189ZM243 188V189H242ZM186 189V190H185ZM241 189L243 190V191H241ZM247 189V190H246ZM202 190V191H201ZM151 191V192H150ZM223 191H224V193H223ZM253 191H257V188H255ZM184 192V193H183ZM204 192V193H203ZM228 192L230 193L229 195H230V197H231V201L227 204V206L230 208V206H231V208L230 209H232V207H234L235 208V210L237 211H235L234 209H232V212H230L231 210H228L227 211V209H229V208H227V209H225V206L223 207L222 206V202H223V197L225 198V194H228ZM196 195H195V194ZM235 193V194H234ZM264 194V193H263ZM150 195V196H149ZM191 195H192V197H191ZM151 197L150 198V200H151V202H152V205L154 204V203H156L157 205L159 204L160 205V208L159 207H157L156 206V211L157 212H159V213H156V215H157V217L154 215V211L155 210H153L152 209V207L151 208H149V206L147 207V204L149 205H151V202H149L148 201V198L149 197ZM236 197L237 196V198H233V197ZM142 197V198H143ZM197 197V198H196ZM241 197V198H242ZM196 200H195V199ZM202 198V199H201ZM152 199H153V201H152ZM205 200V203H203V201ZM156 200H157V202H156ZM166 200V201H165ZM145 201V202H144ZM155 201V202H154ZM189 201V202H188ZM208 202H209V200H207ZM213 201V200H212ZM240 201V200H239ZM149 202V203H148ZM154 202V203H153ZM162 203V204H161ZM184 203H187V204H184ZM190 203H193V202H190ZM212 202L210 201V203H208V204H211ZM151 205V206H152ZM158 205V206H159ZM179 205V206H178ZM185 205V206H184ZM224 205V204H223ZM163 206V207H162ZM165 206H166V208H165ZM183 206V207H182ZM199 206V207H198ZM219 206V205H218ZM226 206V207H227ZM144 207H147L148 209L146 210V211H148V212H146V213H144L143 211L145 210L144 209ZM155 207V206H154ZM168 207V208H167ZM182 207V208H181ZM192 207V208H193ZM188 208V209H187ZM150 209V210H149ZM176 209V210H175ZM257 209V207L254 209V210H256ZM184 210V211H183ZM188 210V211H187ZM199 210V211H198ZM223 210V211H222ZM153 211V212H152ZM177 213H176V212ZM179 211V212H178ZM160 212H162L163 214H161ZM186 213V215H185V213ZM193 212V211H192ZM236 212V213H235ZM151 213H153V214H151ZM183 213V214H182ZM188 213V214H187ZM248 213H252L253 214V212H252V210H251V208H250V210H249V212ZM151 215V216H149V215ZM158 214H161V215H158ZM170 214H171V217H170ZM180 214H181V216H180ZM233 214V215H232ZM251 214V215H252ZM146 215V216H145ZM154 217H153V216ZM236 217H235V216ZM161 216H163V217H161ZM165 216V217H164ZM176 216H178V217H176V219H175V217ZM183 218V220H182V218ZM153 218H154V220H153ZM170 218V219H169ZM179 218H180V220H179ZM157 219V220H156ZM177 221L178 220V222L176 223L175 222V220ZM224 219V218H223ZM167 220V221H166ZM172 222V224H171V222ZM229 221V220H228ZM144 222V224H142ZM147 222V223H146ZM173 222H175L174 224H173ZM179 222H181L182 224H180ZM156 223H159V229H158V233L156 234L157 235V237L155 238V240H154V238H153V234H152V231H153V229H154V226H155V224ZM169 223V224H168ZM132 224V225H133ZM150 224V226H148ZM168 224V225H167ZM178 224V226L177 227H175V225H177ZM196 224H197V226H196ZM221 224H223V223H221ZM184 226V228H183V226ZM138 226H139V228H138ZM131 227L133 228V229H131ZM145 228V229H143V228ZM151 227V228H150ZM172 227H174L175 228V230H174V228H172ZM194 227H196V228H194ZM142 228V229H141ZM171 230V231H169V229ZM178 228H182V229H178ZM50 229V228H49ZM48 229V230H49ZM140 231H139V230ZM177 229V230H176ZM88 230V229H87ZM86 230V231H87ZM136 230H137V232H136ZM149 230H150V232H149ZM191 230V231H192ZM85 231V232H86ZM130 231H131V233H130ZM144 231V232H143ZM176 231H177V233H176ZM48 232L49 231H47V229H46V234H47V238L50 236L49 234H48ZM125 232V231H124ZM181 232V233H180ZM193 232V231H192ZM136 233V234H135ZM138 233V234H137ZM143 235H141V234ZM176 233V234H175ZM189 234H190V236H189ZM188 234V237H187V242L186 243H190V241L191 240H193V237H191L192 235H191V232ZM136 235V236H135ZM137 235H138V238H137ZM174 235V236H173ZM52 236V235H51ZM51 236H50V238H51ZM140 236H142V237H140ZM147 236V237H146ZM87 237V236H86ZM85 237V238H86ZM159 237V238H158ZM165 237H168L169 239H167V238H165ZM180 237V238H179ZM128 238H130V240L128 241ZM145 238V239H144ZM147 238V239H146ZM149 238V239H148ZM189 238V239H188ZM197 238V237H196ZM201 237H198V240L196 241V239H195V237H194V240H193V242H196L197 243V245L199 244L198 242L199 241H201V239H200ZM126 239V240H125ZM139 239H141L143 242H144V244H143V242L142 241H140ZM144 239V240H143ZM156 239H157V241H156ZM179 239V240H178ZM115 240V239H114ZM124 240V241H123ZM137 240V241H136ZM176 240H178V241H176ZM124 243H123V242ZM154 241V242H153ZM168 243H167V242ZM111 242V241H110ZM113 242V241H112ZM115 242V241H114ZM136 242V243H135ZM146 243H148V244H146ZM179 243V242H178ZM35 244H36V246H37V248H38V241L36 240L35 241ZM38 244V245H37ZM134 244V245H133ZM138 244V245H137ZM165 244V245H164ZM166 244H168V245H166ZM201 244V245H200ZM200 244L197 246V250L199 249V250H201L200 249V246L202 247V243L200 242ZM150 245V246H149ZM153 245V246H152ZM171 245V246H170ZM138 247V249H137V247ZM145 246V247H144ZM148 246V247H147ZM167 246V247H166ZM178 246V247H177ZM40 247V246H39ZM125 247V248H124ZM141 247H143V248H141ZM152 247V248H151ZM60 248V246L58 247V248H54V250L52 249L51 251V253L54 255H51V253H50V258H46L44 255H43V253H41V254H39L40 252H39V250L42 252V251H44L43 250V248H42V245H41V248H38L37 249V251H38V257L40 258V260L41 261H43L42 263H45L46 261H47V264H53L54 263V261H55V259L57 258V255H58V249ZM111 248V247H110ZM134 248V249H133ZM169 248V249H168ZM36 249V248H35ZM112 249V248H111ZM115 248H113V250H114ZM117 249V248H116ZM56 250V251H55ZM118 250V251H119ZM134 250H136V251H134ZM145 250V251H144ZM169 250H171L170 252H169ZM175 250H177V251H175ZM198 250V251H199ZM81 251V250H80ZM79 251V252H80ZM144 251V252H143ZM161 251V252H160ZM164 251V252H163ZM55 252V253H54ZM82 252V251H81ZM124 252V253H123ZM152 253V254H151ZM177 253V254H176ZM130 254V255H129ZM75 254L73 253V255H72V258L70 257V259H73L74 258V260H75V264H76V260H77V258H76V256H74ZM128 255V256H127ZM132 255H134V256H132ZM139 255V256H138ZM175 255V256H174ZM41 256V257H40ZM71 256V255H70ZM137 256V257H136ZM167 256V257H166ZM47 257H49V255L47 256ZM109 257V256H108ZM111 257H110V259H107V261L108 260H110V262H111ZM126 257V258H125ZM129 259H128V258ZM158 257V258H157ZM179 257H180V254H179V256L177 257L178 259H179ZM46 258V259H45ZM113 258V257H112ZM170 258H172V259H170ZM115 259H120V261H119V263H117L116 262V260ZM126 259H128V260H126ZM144 259V260H143ZM74 260H73V263H74ZM117 260V261H118ZM130 260V261H129ZM38 261H39V259H38ZM144 261V262H143ZM158 261V262H157ZM53 262V263H52ZM111 262V263H112ZM136 262V263H135ZM141 262V263H140ZM170 262V263H169ZM172 262V263H171ZM40 264V261L39 262H37V264ZM108 264H109V262H107ZM124 264H126V262L124 263Z\"/></svg>",
  "mask_w": 264,
  "mask_h": 264
}]
</instances>
